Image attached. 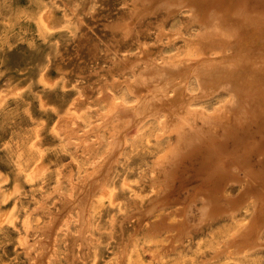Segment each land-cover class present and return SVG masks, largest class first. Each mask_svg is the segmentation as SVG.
<instances>
[{"label": "rangeland", "instance_id": "1", "mask_svg": "<svg viewBox=\"0 0 264 264\" xmlns=\"http://www.w3.org/2000/svg\"><path fill=\"white\" fill-rule=\"evenodd\" d=\"M148 4H142V0H0V264H264V154L245 153L249 140L253 144L259 141L260 148L264 147V132L254 130L259 129L254 123L261 120L259 114H254L256 119L252 117L255 121L249 126L250 130L254 126L256 134L249 138L252 130H248L238 133L242 136L235 135V144L243 138L247 148L231 144L228 148L233 158L248 160L242 165L237 163L241 159L235 160L228 172L243 176L245 170H252L255 183L250 187L259 188L250 192L254 194L251 199L257 208L255 213L258 211L256 228L249 233L256 241L255 250L250 253L243 248V239L227 246L244 225L243 215L234 220L203 222L189 236L173 240L169 234L174 235L180 226L161 229L168 231L167 239L155 236L160 231L147 228L148 222L162 217L167 223L183 219L175 207H183L197 189L204 187L195 175L196 168L184 167V161L176 172L182 181L177 183L179 177L174 178L169 193L167 187L172 181L164 183L162 173L175 164L171 163L173 155L178 153L180 158L185 149V138L192 135L189 123L203 136L209 123L177 122L181 110L168 120V105L160 109L159 102L143 96L151 93L149 90L132 89L135 85L131 83L137 78L148 76L145 69L149 62L160 64L174 59L186 40L196 37V33L200 35L206 27L193 21L191 24L187 12L168 15L162 8ZM237 5L235 8L241 10L242 6ZM256 9L249 14L259 12ZM262 33H257L262 42L252 32L247 35L251 39L243 37L248 43L259 44L261 50ZM253 43L247 47L253 48ZM254 50L245 55L248 62L242 55L246 66L253 64L252 71L238 78L237 74H226V82L235 85L241 76L252 72L249 75L255 86L241 96L250 109L259 104L255 101L264 102V66H260L264 65V50L258 55L253 54ZM258 58L261 62L256 65L262 72L254 69ZM176 75L160 79L178 88L168 87V96L184 91L181 97H185L187 108L194 107L207 115L219 108L224 113L218 112L229 119L237 108H242L237 105L240 97L235 88L228 90L229 85L224 83L225 90L219 86L223 81L212 80L210 74L204 75L210 87H206L207 81L199 85L193 75L181 86ZM161 80L157 87H161ZM163 82L162 86L166 84ZM189 95L194 96L191 102ZM140 99L148 103L143 102L138 105L140 111L138 107L136 110L142 115L149 112L143 115L146 119L129 108ZM176 102L172 107L180 105V100ZM110 108L120 115L110 114L114 112ZM153 114L159 115L154 118ZM258 126L264 131V124ZM216 128H212L214 137L221 131ZM242 185L234 183L225 194L238 195ZM198 202L202 203L193 200V205L196 207Z\"/></svg>", "mask_w": 264, "mask_h": 264}, {"label": "bare ground", "instance_id": "2", "mask_svg": "<svg viewBox=\"0 0 264 264\" xmlns=\"http://www.w3.org/2000/svg\"><path fill=\"white\" fill-rule=\"evenodd\" d=\"M145 1H147V3H149L148 5L151 4L154 8L155 7L162 8V10L165 13H168V15H170L171 13L173 14V13L182 12V11L187 12L188 16L192 19V20H188L190 23L193 21L194 23H197V24L199 23L200 25H203L206 27H203L202 33H200V35L197 36V33H196L195 34L196 37L193 38L190 36L191 39L189 38L188 41L186 40L185 46L182 45L184 47L183 48L181 47L182 50H181V48H179V50H181V51H180V53H179V50H178V53L176 52L177 55L174 59H171L170 61L164 60L160 64H159V62L156 63L154 60L149 62L148 66L145 69L146 70L145 74H147L148 76L144 75L145 77L143 76L144 77L143 80L142 79L140 80V78H137L138 81L136 80L135 83H131L132 85H135V86H133L134 88H132V89L136 90V87H137V91H139V90L148 91L149 90L151 93H147V95H143V96L148 97V101L154 100L156 102H159L161 104V105L159 104L160 109L161 108L162 109L168 108L167 106H165V108L162 107V105H168L170 107V110H171V112L169 111V113L167 115L168 120L172 114H176L178 110H181L180 111L181 113L178 114V119H177L178 121L177 122H195V123H197L199 121L200 122L202 121V124H203V122H209L208 126L205 128V131H202L203 134H204V132L206 134V135L204 134V136L201 135L202 133L198 132L199 129H197V127L195 128V125H193V123H189V124H192L190 127L192 135H188L187 136L188 139H187V137L185 138L186 139V144L184 146L185 149L183 151H181L180 158L177 156L178 153L173 155L175 157H173V161L171 163L172 164L175 163V164L171 165L170 168L167 167L168 169L166 168L165 171L162 173V175L165 176V179H164L165 182L163 180L164 183L172 181V186L169 185L170 188H169V186L167 187L168 193H169V189L172 191L173 187L175 185V182H176V180L173 181V179L174 178L177 179L179 177L178 173H176L178 170V167H179L180 163L184 161L183 162L184 167L186 165V166L191 167V168H192V166H194L196 168L197 171H195V175L198 178H201V180L203 181L204 187L202 189L201 188L197 189L198 191H196L194 194L191 195L189 202L186 203L183 207L182 206L179 208L175 207V210H177L176 213L180 212V214L183 215V217H184L183 219H181V220L177 219L175 222L167 223V222H165V217H162L157 221L148 222L147 228L149 230L153 229L155 231L161 232V233L155 234V236L161 235L162 238L165 236L164 238L167 239L168 236L170 235L169 237H171V239L173 240V238H181V237L189 236L193 232L192 230H194L195 227L200 226V224L203 222H206V221L211 222L213 220H217V219L219 220V219H224V218L234 220V218H236V216L243 215L245 217V222L243 223L244 225L240 228V231L238 229L239 232L237 231L238 233L236 234V236L233 239L230 238L231 242L230 241H229V243L227 242L228 243L227 246H230V244H232L235 240L240 241L239 239H243V241L245 242L243 248L247 249L248 252L250 250L251 251L255 250L254 247L257 245L256 241L251 240L249 237V233L254 232L253 230L256 228V225H255L256 223L254 224V222H255V219H257L255 216H256V213L258 212L257 211L255 213V209H257V208L253 204V202H252L253 199H251L252 195L250 194V192L252 191V188L255 190L254 186L250 187L251 186L250 183L253 185L255 183V182H253L255 176H253L252 170H245L243 176L241 174L242 177L240 175L239 176H237V175L232 176L233 174L228 172V168H231L232 164L237 162V161L236 162H234V161L238 159V156L236 158L234 157L235 158L234 159L229 150L231 149V147L236 146V145H239V146L243 145V147L245 146L244 144L246 143V140L242 141L243 138L241 139V141H239V143L237 142L238 144H235V141L237 140V138H235V135L238 136L239 132L247 133V131L250 130V127H249L250 124H252L256 119L254 117V114H256L255 116H257V114H259L261 116V118L259 117V115H258V117L261 120L264 119V117H262V116H264V105H262V106L260 105V104H264V102L255 101V102H259V104L251 105V109H250L249 105L243 104V98L241 96L247 94L255 86V84L252 81L253 78H251L252 75H249L252 72H250L249 74H247L245 76H241L240 77L241 79H238V81L235 85L234 84L230 85L226 82V80H227L226 74H231V75L237 74L236 78H238L239 75H242L241 73H243L245 71H247V72L252 71V69L250 70V67L253 66L252 59L256 55L251 54L253 57L250 60L251 62L249 61V63L252 64L250 67L246 66V63L249 60V59L247 60V58H249V57L246 58L245 55L249 54V53L247 54V52H252L255 49L254 46L256 44L251 42V43H253V48L251 47L253 50L250 51L251 48H248L247 46H249L251 43L249 42L250 43L249 44L248 40L246 38H250V37H247V35H249L248 32H250V33L252 32V34H257V33L259 34L260 33V35L262 32H264V13L260 12V9H264V8H262V6H264V0H142V4ZM238 3H239V6H242V9L241 10L239 9V11H241V12H239L235 8V6ZM246 6L247 7L250 6V7H252V9L258 8V10L257 9L256 10L259 12H255V14H253L254 12H252L249 14V11L252 9L249 7L250 10H248V8ZM237 7H238V5H237ZM149 11H151V9ZM235 11H238L239 13L236 14ZM246 11H247V13H246ZM147 14H149V13H147ZM191 24H193V23H191ZM258 34H257V36H258ZM262 34H264V33H262ZM178 35H179V33H178ZM181 35H182V33H181ZM244 35H246L245 36L246 38L243 37ZM250 36H255V35H250ZM257 36H255V37H257ZM255 37H253V38H255ZM260 37L258 36V38H260ZM261 38H260V40H261ZM255 39H257V38H255ZM184 42L185 41H183V43ZM260 42H262V40ZM247 44H249V45H247ZM257 44H258V41H257ZM262 44H264V43H262ZM258 45H256L255 47L256 48L260 47ZM262 47H264V46H262ZM243 49H244V51H243ZM255 50H254L255 53L253 52V54L257 53V55H258L259 53L262 54V52H260V51L264 50V48H262L261 50H259L257 48ZM239 51L242 54H240ZM242 55L247 60L246 63H245V60H243ZM262 55H264V54H262ZM173 56H175V55H173ZM169 57H171V56H169ZM159 58H161V57L159 56ZM259 59L261 60V58H258V61H257V59L255 60L256 61L255 65H256V63L257 64L259 63V61H260ZM145 61H147V59ZM262 61H264V60H262ZM260 66L262 67L264 65H260ZM257 68H259V65L258 66L256 65V68L254 66L255 70ZM254 69H253V71H254ZM261 69H262V71H264V67H262ZM127 70H128V68H127ZM258 70H260V68L257 69V71ZM135 73L136 72L134 71V75H135ZM173 73L179 74V76L176 75V77L178 76L177 78L179 79V81H176V80L175 81L179 82L178 84H180L181 86H183V84L186 83V82H183V80L188 78L190 75H193L195 77V79L197 80V83L199 85H203L204 82L207 81L206 87L207 86L210 87V85H207L208 80L204 81L205 77H207L204 75L210 74L209 76H211V77L213 76L212 78H214V79L211 78L212 80H215V78H216V80H217V81L215 80L216 82L219 81V83H220V81L221 82L223 81V83L219 86L222 87V85L224 83H226L229 85L228 90L235 88V93L240 97L239 99H237V100H239L238 101L239 104H237V105H239V107L241 106L242 108H240V110L237 108L235 110V112L232 114V117L230 119L225 114H223V116H222L221 113H224V112H221V110H219V108L217 110L214 109V111L215 110L216 111L211 112L212 114H210V115H207V114H209L208 112H207V114H205V113H203L204 111L200 112L198 109L197 110L194 109V107H192V109L187 108L188 106H185V102H184L185 97L184 96L181 97V95L184 93V91L183 92L180 91L181 93L178 91L179 92L178 95H180V96H178V95H176L177 93L176 94L174 93V90H175L174 89L173 93L175 95H172L170 97V96H168L169 93H168L167 89H168V87H172V85H173L172 82H174V81H170V83H172V84H169V83L163 82L160 79L162 77V79L164 80V78H167L170 75L171 76L175 75ZM138 74L142 75L143 72L142 73L139 72ZM262 75H264V74H262ZM171 76H170V78H171ZM256 78H259V77L256 76ZM172 79L174 80V78H172ZM211 79L209 80V82L211 81L216 85L215 81H212ZM224 79H225V82H224ZM160 80H161V83H160L161 87H157V85H158L157 81H160ZM257 80L258 79H255V81H257ZM162 82L166 83V84L165 85L163 84V86H162ZM213 83H212V86L214 85ZM131 84H130V87H131ZM226 84H224V85L227 86ZM140 85H142V86H140ZM172 88H177V87H174V85H173ZM215 88H216V86H215ZM132 89H131V91H132ZM212 89H213V87H212ZM212 89L210 88V90H212ZM176 90H178V88ZM225 90H226V87H225ZM209 94H210V92H209ZM150 96H152V98H153L152 100L149 99V98H151ZM230 96H232V95H230ZM146 97H144V98L146 99ZM189 97H190V99H189ZM189 97H187L188 102H189V100L191 102L192 101L191 98H194V96L192 97L189 95ZM187 98H186V100H187ZM137 99H139V98H137ZM177 99H178V101L180 100V103H179L180 105L179 106L177 105V106L179 108L181 107V109H179L178 107H177L178 109L174 108L175 105H173V104L176 102ZM146 101L147 100H145V102L144 101L141 102V99H140V101L139 100L137 101L138 102L137 105H134V106L132 105V107H129V108H131V110L134 109L132 111L136 112L135 113L136 116H137V112L140 115L141 113L139 112L140 111L139 107L143 105L142 104L143 102L145 104ZM233 101L234 100H232V102ZM176 103L178 104V102H176ZM152 104L153 103H151V105ZM138 105H140V106H138ZM172 105L174 107H172ZM188 105H189V103H188ZM230 105H231V103H230ZM129 106H130V104H129ZM146 106H149V105H146ZM223 106L225 107L224 104H223ZM137 107H138L139 111L136 110ZM154 107H155V105H154ZM220 107H222V106H220ZM148 108L154 109L152 107H148ZM110 109H113V108H110ZM182 109H184V110L187 109V110L182 111ZM113 110H114V112H110V114H112L114 116V113L117 112V109H113ZM157 110H159L158 106H157ZM157 110L154 113L157 114V112H159ZM218 110L221 113L218 112ZM237 110H238V112H237ZM255 110L258 113L257 112L253 113ZM152 111H154V110H152ZM152 111H150V112L152 113ZM222 111H223V109H222ZM143 113L145 114L146 112H143ZM102 114H104V113H102ZM118 114L119 113L117 112V114H116L117 117H118ZM133 114H134V112H133ZM148 114H150V113L147 112L146 115H148ZM143 115L141 114L142 117H140V118L144 119L146 117L144 115L145 117L143 118ZM158 115H154V118H155V116L158 117ZM161 115H163V114H161ZM150 116L153 117L152 114ZM252 117L255 119H253ZM135 118H137V117H135ZM166 118L167 117H165V120L163 121L164 124H166L165 123V121L167 120ZM118 120H120V119L118 118ZM261 120L259 122H254V123H256V124L258 123V125L264 124V122L260 123ZM121 121H123V120H121ZM222 122H229V123L228 124H225V123L222 124ZM103 123L105 124V122H103ZM132 123H133V121H132ZM140 124L141 123H139V125ZM174 124H176V123H174ZM168 125H166V126H168ZM258 125L257 126L255 125L257 127V129L259 128L258 130L254 129L253 128L254 126L252 128L256 132L258 131L257 132L258 134H259V132L260 133L264 132V131H262V129ZM179 126H181V125L179 124ZM217 126H218V128L220 127L219 129H221V131L218 133L221 138L218 137L219 135L214 137V135H216V133L214 134V131L212 130V128L217 129L216 128ZM125 127H124V129H125ZM170 127H171V124H170ZM170 127H169V129H170ZM262 127H264V126H262ZM201 128H203V126ZM252 128H251L252 131L250 130L251 132L249 133V136L252 133L256 134L255 131L253 132ZM182 131L183 130L180 131V129H179L178 132L181 133ZM212 131H213L214 135L212 134ZM255 134L253 136H255ZM262 134H264V133H262ZM183 136H185V135H183ZM239 136H242V134ZM251 137H252V135L249 138H251ZM260 138H259V140H260ZM120 139H121V137H120ZM234 139H236V140L234 141ZM254 140L257 141L256 139H254ZM118 141H119V139H118ZM115 142H116V140H115ZM250 142L251 141L249 140V146H248L249 149H245L246 154H248L247 152H251V153L253 152L252 154H255L257 156L258 154H260L261 151H262V154H264V147L260 148V146L258 145L259 141L255 142V144H253V141L251 143ZM230 144L232 145L231 147H230ZM247 145H248V143H247ZM245 147L247 148V146H245ZM228 148H230V149L228 150ZM115 149H117V148H115ZM234 149H236V148H234ZM242 152H243V150H242ZM256 156L254 157L255 159H256ZM239 159H241V158H239ZM247 161H248L247 158L243 157L237 163L242 165ZM257 161L258 160L256 159V162ZM262 161H264V159H262ZM158 164L159 163H157V165ZM158 166H157V168H158ZM262 171H264V169H262ZM185 173L187 174L188 172L185 171ZM192 175H193V173H192ZM228 176H230V177H228ZM262 177H264V176H262ZM180 179H181V177L178 178L177 183L182 181V179L181 180ZM259 179H261V177ZM262 179H264V178H262ZM212 182L213 183L215 182V184H213L211 186ZM236 182H239L240 185L243 184L242 185L243 189L240 191V194L237 197H233V196H230L229 194L228 195L225 194V193H227V192H225V190L228 187L232 186ZM163 187H166V186L164 185ZM258 189L259 188H256L257 191H258ZM256 190H255V192H256ZM259 191H261V190H259ZM246 193H249L248 197H247ZM257 196H258V194H257ZM252 197H254V194ZM255 198H257V197L255 196ZM262 198H264V197H262ZM193 200H200V201H202V203H200V202L196 203V207H195L193 205ZM262 201H264V200H262ZM180 208H181V211H180ZM164 210H167V208H165ZM189 212H191V214L196 213V214H198V216L197 217H195V216L191 217V214H190L189 215L190 217L188 219L187 214ZM159 214H160V212L156 213L154 216H158ZM251 224L254 228L251 226ZM169 226L170 227L180 226V228H178L176 230L174 235L169 234L168 231L162 232V230H164L166 227H169ZM190 231H192V232L190 234H188ZM256 232H257V229H256ZM248 237H249V239H248ZM170 244H171V242H170ZM227 246L225 248H227ZM258 246H257V248H259ZM262 248H264V247H262ZM251 251H250V253H251ZM244 253L245 252H243V254Z\"/></svg>", "mask_w": 264, "mask_h": 264}, {"label": "water", "instance_id": "3", "mask_svg": "<svg viewBox=\"0 0 264 264\" xmlns=\"http://www.w3.org/2000/svg\"><path fill=\"white\" fill-rule=\"evenodd\" d=\"M239 194H240V193H239ZM239 194H238V195H239ZM238 195H234L233 197H237Z\"/></svg>", "mask_w": 264, "mask_h": 264}]
</instances>
